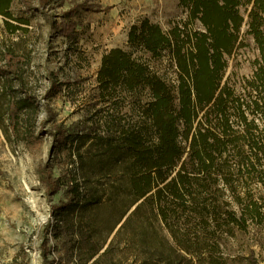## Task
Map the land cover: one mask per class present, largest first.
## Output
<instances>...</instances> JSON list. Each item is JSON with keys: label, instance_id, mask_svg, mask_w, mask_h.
Masks as SVG:
<instances>
[{"label": "trees", "instance_id": "obj_1", "mask_svg": "<svg viewBox=\"0 0 264 264\" xmlns=\"http://www.w3.org/2000/svg\"><path fill=\"white\" fill-rule=\"evenodd\" d=\"M11 3L0 0L6 17ZM180 3L188 9L183 25L165 31L144 18L129 31L131 49L103 54L88 113L55 126L73 167L58 176L40 169L49 193L68 188L69 199L52 211L77 210L80 232L102 221L112 233L140 201L93 264L114 257L121 243L138 264H211L218 238L264 222V0ZM78 7L52 26L72 36ZM252 42L254 72L227 74L229 58ZM166 52L174 76L151 64ZM5 59L0 75L19 76L18 56ZM50 81L45 97L65 84ZM31 103L29 96L12 100L11 112Z\"/></svg>", "mask_w": 264, "mask_h": 264}, {"label": "rangeland", "instance_id": "obj_2", "mask_svg": "<svg viewBox=\"0 0 264 264\" xmlns=\"http://www.w3.org/2000/svg\"><path fill=\"white\" fill-rule=\"evenodd\" d=\"M180 1L12 0V17L0 12V65H6L5 54L12 53L20 66L19 76L0 75V264H93L104 252L121 222L112 233L102 221L97 229L76 230L73 224L81 217L77 210L52 211L55 204L69 199L68 188L49 193L40 169L46 165L58 176L73 167L65 140L54 136L55 126L88 113L97 95L103 54L115 47L131 49L129 31L144 18L165 31L183 25L188 9ZM76 6L75 31L67 37L52 21H62L63 13ZM195 28L203 29L200 21ZM146 56L151 58L150 53ZM258 57L252 42L229 58L227 74L251 75ZM151 64L161 73L176 74L167 52ZM50 76L65 84L45 97ZM25 96L32 103L19 105L13 114L11 101ZM56 221V229L47 230L48 223ZM224 236L218 238L211 264H264V222ZM120 245L121 251L99 264H138L132 251Z\"/></svg>", "mask_w": 264, "mask_h": 264}, {"label": "water", "instance_id": "obj_3", "mask_svg": "<svg viewBox=\"0 0 264 264\" xmlns=\"http://www.w3.org/2000/svg\"><path fill=\"white\" fill-rule=\"evenodd\" d=\"M140 202V201H139ZM137 202L129 211L128 213L125 215V217L123 218L122 222L119 224V226L125 221V219L128 217V215L135 209V207L137 206V204L139 203Z\"/></svg>", "mask_w": 264, "mask_h": 264}]
</instances>
